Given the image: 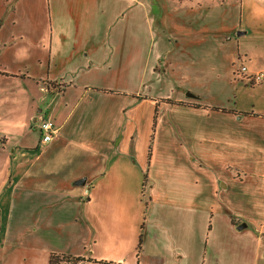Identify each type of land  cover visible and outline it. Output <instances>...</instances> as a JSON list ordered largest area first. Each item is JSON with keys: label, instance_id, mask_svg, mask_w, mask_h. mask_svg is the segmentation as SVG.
Listing matches in <instances>:
<instances>
[{"label": "crops", "instance_id": "crops-1", "mask_svg": "<svg viewBox=\"0 0 264 264\" xmlns=\"http://www.w3.org/2000/svg\"><path fill=\"white\" fill-rule=\"evenodd\" d=\"M248 38L264 39V0H0V179L21 228L0 229V264L22 223L48 231L30 264H264ZM71 230L91 254L50 246Z\"/></svg>", "mask_w": 264, "mask_h": 264}, {"label": "rangeland", "instance_id": "rangeland-1", "mask_svg": "<svg viewBox=\"0 0 264 264\" xmlns=\"http://www.w3.org/2000/svg\"><path fill=\"white\" fill-rule=\"evenodd\" d=\"M243 47L247 48L253 55H255V52L260 53L264 51V39H254V38H248V39H243ZM5 169V168H4ZM232 169V168H231ZM0 171H1V163H0ZM5 174V172H2ZM240 172L236 170V176H238ZM3 180L0 179V229H9L6 231V234L12 233L13 230L21 229L15 222V220L11 216V212L8 213L9 211V204H8V195L5 196V189ZM21 226L24 228L17 239L18 242H20L16 247L15 253H14V259L16 263L14 264H30L32 260V256L36 252L37 249H40L44 247L47 243L44 242V239L48 234V231H41L38 228H35L34 226L24 224L22 223ZM19 232V231H18ZM41 232V233H40ZM77 231H59V232H49L48 239L50 237L49 243H51L50 246L62 243V242H67L70 243L71 245L68 246L69 249L71 250H77L79 249L82 251V246L81 242H72V236H77ZM69 239H68V238ZM23 244V245H22ZM44 245V246H41ZM81 246V248H79ZM57 247H62L58 246ZM98 253H101L102 250H105L103 247H97V245L94 247ZM8 249V248H7ZM93 248H89L86 246L85 250L89 254L93 252ZM79 260L72 259L70 257H67V255H64L63 259L59 261V264H81L78 262Z\"/></svg>", "mask_w": 264, "mask_h": 264}, {"label": "built area", "instance_id": "built-area-1", "mask_svg": "<svg viewBox=\"0 0 264 264\" xmlns=\"http://www.w3.org/2000/svg\"><path fill=\"white\" fill-rule=\"evenodd\" d=\"M241 67L242 69L245 68V66H241ZM263 76L264 73L258 72L257 74H255L253 79L258 80ZM38 127L41 131L42 139L45 141L50 140L53 137V133L56 130V125L54 124L52 119L50 117H45V116L41 117L40 120L38 121Z\"/></svg>", "mask_w": 264, "mask_h": 264}, {"label": "trees", "instance_id": "trees-1", "mask_svg": "<svg viewBox=\"0 0 264 264\" xmlns=\"http://www.w3.org/2000/svg\"><path fill=\"white\" fill-rule=\"evenodd\" d=\"M140 241H141V234L139 236V240H138V243H137V253H138V250H139V247H140ZM64 255H67V257H70L72 259H75V260H80V259H83L82 256H79V255H71V254H63V253H56V252H51L50 256H49V260H48V264H59V261L61 259H63Z\"/></svg>", "mask_w": 264, "mask_h": 264}, {"label": "water", "instance_id": "water-1", "mask_svg": "<svg viewBox=\"0 0 264 264\" xmlns=\"http://www.w3.org/2000/svg\"><path fill=\"white\" fill-rule=\"evenodd\" d=\"M241 225H243V224H241Z\"/></svg>", "mask_w": 264, "mask_h": 264}]
</instances>
